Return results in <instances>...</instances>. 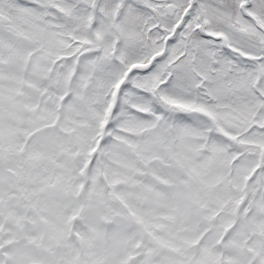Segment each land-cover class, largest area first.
Here are the masks:
<instances>
[{
  "label": "snow or ice",
  "instance_id": "obj_1",
  "mask_svg": "<svg viewBox=\"0 0 264 264\" xmlns=\"http://www.w3.org/2000/svg\"><path fill=\"white\" fill-rule=\"evenodd\" d=\"M0 264H264V0H0Z\"/></svg>",
  "mask_w": 264,
  "mask_h": 264
}]
</instances>
